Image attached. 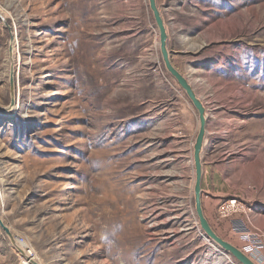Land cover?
Segmentation results:
<instances>
[{
    "label": "rangeland",
    "instance_id": "rangeland-1",
    "mask_svg": "<svg viewBox=\"0 0 264 264\" xmlns=\"http://www.w3.org/2000/svg\"><path fill=\"white\" fill-rule=\"evenodd\" d=\"M157 4L211 119L205 217L242 249L217 209L244 199L264 233V0ZM199 128L148 0H0V264L21 239L37 264H240L196 217Z\"/></svg>",
    "mask_w": 264,
    "mask_h": 264
},
{
    "label": "water",
    "instance_id": "water-1",
    "mask_svg": "<svg viewBox=\"0 0 264 264\" xmlns=\"http://www.w3.org/2000/svg\"><path fill=\"white\" fill-rule=\"evenodd\" d=\"M148 4H149V9L153 14L156 27L158 29L160 52H161L163 64L167 72L172 76V78L177 82V84L181 87V89L186 93L187 97L189 98V100L191 101L192 105L197 110L199 115L200 128L194 145L193 160H194V168H195L194 205H195L196 217L199 221L201 231L206 235V237L211 242H213L215 245L220 247L227 254L231 255L240 264H256L248 256H246L239 248L221 239L213 231L208 220L205 217L203 210V201H202V195H203L202 182L204 175L202 152L204 149V142L207 134V126H206V118H205L206 111L202 102L195 93L192 85L187 81V79H185L183 74H181L173 64L171 53L169 52L168 49L167 29L165 27L164 20L159 10L157 0H148ZM12 86H13V82H12ZM0 227L7 234L8 237H10L12 240L14 239L10 230L4 225V223L1 220H0ZM13 245L21 256L23 257L26 256L27 253L24 251V249L21 246H19L16 240H14ZM28 261H30L32 264H37L34 260H32V258H29Z\"/></svg>",
    "mask_w": 264,
    "mask_h": 264
},
{
    "label": "built area",
    "instance_id": "built-area-1",
    "mask_svg": "<svg viewBox=\"0 0 264 264\" xmlns=\"http://www.w3.org/2000/svg\"><path fill=\"white\" fill-rule=\"evenodd\" d=\"M217 217L220 222L229 225L233 235L241 237L245 246L240 249L251 260L259 257L261 250L264 248V233L256 228L250 218V209L242 198H232L222 201L217 209ZM24 251L29 254L30 250L24 246V240L17 241ZM22 264H32L30 261Z\"/></svg>",
    "mask_w": 264,
    "mask_h": 264
},
{
    "label": "bare ground",
    "instance_id": "bare-ground-1",
    "mask_svg": "<svg viewBox=\"0 0 264 264\" xmlns=\"http://www.w3.org/2000/svg\"><path fill=\"white\" fill-rule=\"evenodd\" d=\"M14 46H16V43L14 42V44H13ZM180 72V71H179ZM181 73V72H180ZM182 74V73H181ZM184 76V75H183ZM185 77V76H184ZM185 79H187L186 77H185ZM187 81L189 82V80L187 79ZM190 83V82H189ZM191 84V83H190ZM193 87V86H192ZM199 98V97H198ZM15 110H17V107H15L14 108V110L12 111V112H14ZM205 118H206V126H207V129H208V124H210L211 123V119H210V116H208L207 115V113H206V115H205ZM218 125V124H217ZM219 127L222 129V126L221 125H219ZM206 140L207 139H205V142H206ZM205 142H204V144H205ZM33 252L30 250V253L29 254H26V256H24V258H23V260H24V262L25 261H27L29 258H32V256H33V254H32ZM32 260H34L33 258H32ZM37 263V262H36Z\"/></svg>",
    "mask_w": 264,
    "mask_h": 264
}]
</instances>
